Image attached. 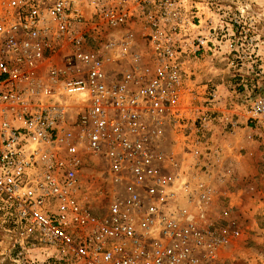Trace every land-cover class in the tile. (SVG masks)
<instances>
[{
  "label": "built area",
  "instance_id": "built-area-1",
  "mask_svg": "<svg viewBox=\"0 0 264 264\" xmlns=\"http://www.w3.org/2000/svg\"><path fill=\"white\" fill-rule=\"evenodd\" d=\"M212 0H0V222L41 264H227L241 227L216 191L243 103L198 105L204 55L231 65L242 11ZM208 90V91H207ZM264 112V94L246 109ZM237 114V118L229 117ZM104 199H89L86 167ZM224 171L223 173H221ZM100 190V189H98Z\"/></svg>",
  "mask_w": 264,
  "mask_h": 264
},
{
  "label": "rangeland",
  "instance_id": "rangeland-1",
  "mask_svg": "<svg viewBox=\"0 0 264 264\" xmlns=\"http://www.w3.org/2000/svg\"><path fill=\"white\" fill-rule=\"evenodd\" d=\"M212 8L226 7L229 17L242 11L241 51L244 58L234 64L204 55L193 64L195 77L190 83L197 104L208 97L205 89H218L220 107L230 111L235 102L243 103V113L238 126L228 120L218 121L210 131L225 147L221 182L216 195L219 207L228 208L231 218L241 227L242 245L237 261L227 264H264V112L257 118H248L246 109L260 94H264V0H212ZM208 91V90H207ZM230 116L233 118L236 117ZM99 170L86 167L83 178L89 187V199H104L105 191L99 180ZM100 189V190H98ZM8 226L0 222V264H41L42 255H15Z\"/></svg>",
  "mask_w": 264,
  "mask_h": 264
}]
</instances>
